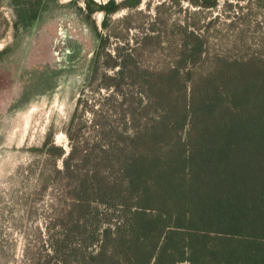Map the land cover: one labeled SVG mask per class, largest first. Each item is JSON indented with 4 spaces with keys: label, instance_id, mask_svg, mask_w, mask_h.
Instances as JSON below:
<instances>
[{
    "label": "trees",
    "instance_id": "1",
    "mask_svg": "<svg viewBox=\"0 0 264 264\" xmlns=\"http://www.w3.org/2000/svg\"><path fill=\"white\" fill-rule=\"evenodd\" d=\"M127 58L103 99L121 124L57 149L56 264H264V52L193 77Z\"/></svg>",
    "mask_w": 264,
    "mask_h": 264
},
{
    "label": "rangeland",
    "instance_id": "2",
    "mask_svg": "<svg viewBox=\"0 0 264 264\" xmlns=\"http://www.w3.org/2000/svg\"><path fill=\"white\" fill-rule=\"evenodd\" d=\"M261 52L264 0H0V264H56L46 227L67 200L57 149L92 143L105 119L121 124L103 100L118 59L136 77L175 65L193 77Z\"/></svg>",
    "mask_w": 264,
    "mask_h": 264
},
{
    "label": "bare ground",
    "instance_id": "3",
    "mask_svg": "<svg viewBox=\"0 0 264 264\" xmlns=\"http://www.w3.org/2000/svg\"><path fill=\"white\" fill-rule=\"evenodd\" d=\"M23 119V118H22Z\"/></svg>",
    "mask_w": 264,
    "mask_h": 264
}]
</instances>
